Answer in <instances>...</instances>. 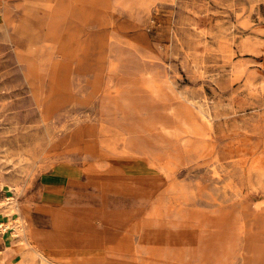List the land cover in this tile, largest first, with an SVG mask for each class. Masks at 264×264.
<instances>
[{"label": "rangeland", "instance_id": "rangeland-1", "mask_svg": "<svg viewBox=\"0 0 264 264\" xmlns=\"http://www.w3.org/2000/svg\"><path fill=\"white\" fill-rule=\"evenodd\" d=\"M103 149L164 180L146 236L34 264H264V0H0V224Z\"/></svg>", "mask_w": 264, "mask_h": 264}, {"label": "crops", "instance_id": "crops-1", "mask_svg": "<svg viewBox=\"0 0 264 264\" xmlns=\"http://www.w3.org/2000/svg\"><path fill=\"white\" fill-rule=\"evenodd\" d=\"M61 6L58 3L53 15L56 29L62 17ZM2 18L8 21L7 8ZM29 58L19 55V59ZM54 168L44 175L40 196L28 214L29 233L54 254L72 250L96 254L106 249L128 230L137 231V215L149 207L156 193L160 191L165 197L167 193L164 180L155 176L137 177L123 171L88 173L86 166L84 169L69 161L58 162ZM164 202L159 203L163 208ZM140 231L142 236L146 234Z\"/></svg>", "mask_w": 264, "mask_h": 264}, {"label": "bare ground", "instance_id": "bare-ground-1", "mask_svg": "<svg viewBox=\"0 0 264 264\" xmlns=\"http://www.w3.org/2000/svg\"><path fill=\"white\" fill-rule=\"evenodd\" d=\"M20 60H23V59H20ZM23 61H26L28 63V69H29L30 73L34 74L35 76L40 75L41 71H40L38 65L36 64V62L33 60V58H29V59H26ZM24 68H25V66H24ZM90 155L91 154L87 155L85 158L87 160L85 166L87 167L88 173H93L94 171L97 173L102 172L100 170L101 168H100V164H99L100 161L99 160H103V159H107L111 165L109 168H107V173H119V172L123 171V169L120 168L119 163H117L118 161H115V159H116L115 156H112V155L106 153V150H104V149L101 150V152L96 157L94 156V159H97L96 161H89L88 156H90ZM116 160H118V158ZM61 162H63V161H61ZM123 172H125V171H123ZM125 174H128L127 171L125 172ZM99 194L100 193H98V195ZM108 196L109 195H107V197ZM103 197H105V196H103ZM102 198H100V199H102ZM94 208H96V207H94ZM16 214H17V216H19V217L16 216V219H20V221H21L20 224L18 225V229H15V228L11 229L10 227L12 225H10V223L0 224L1 226L5 227L6 231H8V233H9V238L6 240L7 241L6 248L13 249L14 254H15L14 257L9 258L4 253V251H0V264H34L33 263L34 257H39L42 261L51 263L50 257H51V255H54V253H51L43 243L35 240L31 236V234L28 231L29 221L24 220L18 203L16 205ZM11 219L9 218V220H11ZM138 225L139 224L137 223V228L135 230L140 232V234L142 236V232L140 231L141 229L138 228ZM14 236L19 237L18 243H20V245H17L16 242L14 244V242L12 240L14 238ZM23 252H24V254H23ZM72 252L74 253V255L76 254V255H81V256H84L85 254L86 255L87 254H93V253H80V254H78L79 252H77L75 250H72ZM29 256H32V260H31L32 262L29 261V259H28Z\"/></svg>", "mask_w": 264, "mask_h": 264}]
</instances>
